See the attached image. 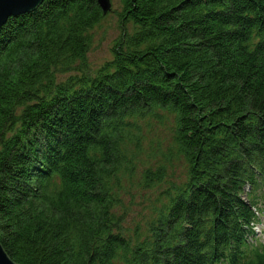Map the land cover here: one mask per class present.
Instances as JSON below:
<instances>
[{"label":"trees","instance_id":"16d2710c","mask_svg":"<svg viewBox=\"0 0 264 264\" xmlns=\"http://www.w3.org/2000/svg\"><path fill=\"white\" fill-rule=\"evenodd\" d=\"M116 1L121 37L94 76L56 82L87 63L98 0H45L0 30L1 245L18 264H264L247 244L264 201V0ZM158 120L185 171L149 161L159 206L126 238L116 209Z\"/></svg>","mask_w":264,"mask_h":264},{"label":"rangeland","instance_id":"374dc122","mask_svg":"<svg viewBox=\"0 0 264 264\" xmlns=\"http://www.w3.org/2000/svg\"><path fill=\"white\" fill-rule=\"evenodd\" d=\"M118 6L120 7L118 2L112 0L111 10L106 14L101 23L90 32L92 39L87 54V63L81 67L80 71L59 75L57 77V83L65 82L72 75L94 76L99 68L105 63L113 60L114 45L121 37V31L119 29L120 23L118 22ZM159 114L162 118L165 116V113H158L155 114L154 117H159ZM162 121L163 120H160L159 122ZM163 122V125H156L155 128H151L152 139L147 144L145 142L146 145L144 147L147 148V150L143 159H141L140 165L134 170L132 179L124 181L123 204L116 209V213L117 216L120 217V233L126 238H136L146 235L145 231L147 229V224L156 207L159 206L156 202L157 195L150 192V190L148 191L140 183L144 167H146V165L155 167L159 164H166L169 174L172 175L175 173V178L183 176L185 171V160L181 158L171 159V161L167 163L166 156L171 152V140L174 136V131H172L173 126L171 123L166 121ZM149 161L151 164H149ZM261 210L260 225L256 230L258 233L259 245L264 247V206H261Z\"/></svg>","mask_w":264,"mask_h":264},{"label":"water","instance_id":"95a60500","mask_svg":"<svg viewBox=\"0 0 264 264\" xmlns=\"http://www.w3.org/2000/svg\"><path fill=\"white\" fill-rule=\"evenodd\" d=\"M44 1L45 0H0V30L9 19L35 11ZM109 2L110 0H98L105 15L111 10ZM0 264H18L8 256L1 243Z\"/></svg>","mask_w":264,"mask_h":264},{"label":"bare ground","instance_id":"6f19581e","mask_svg":"<svg viewBox=\"0 0 264 264\" xmlns=\"http://www.w3.org/2000/svg\"><path fill=\"white\" fill-rule=\"evenodd\" d=\"M111 2V3H110ZM110 2H109V4L111 5V7H112V0H110Z\"/></svg>","mask_w":264,"mask_h":264}]
</instances>
